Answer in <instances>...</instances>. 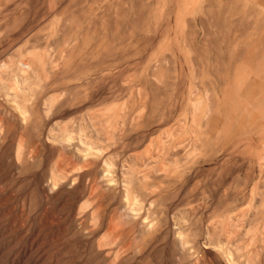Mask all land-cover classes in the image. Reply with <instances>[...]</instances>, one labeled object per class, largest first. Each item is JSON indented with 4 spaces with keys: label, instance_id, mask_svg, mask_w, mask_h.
<instances>
[{
    "label": "rangeland",
    "instance_id": "374dc122",
    "mask_svg": "<svg viewBox=\"0 0 264 264\" xmlns=\"http://www.w3.org/2000/svg\"><path fill=\"white\" fill-rule=\"evenodd\" d=\"M228 1L0 0V264H264V0Z\"/></svg>",
    "mask_w": 264,
    "mask_h": 264
},
{
    "label": "crops",
    "instance_id": "0c3cea01",
    "mask_svg": "<svg viewBox=\"0 0 264 264\" xmlns=\"http://www.w3.org/2000/svg\"><path fill=\"white\" fill-rule=\"evenodd\" d=\"M228 2H230V3H235V4H237V3H241L242 1L240 0H229ZM264 3V2H263Z\"/></svg>",
    "mask_w": 264,
    "mask_h": 264
},
{
    "label": "bare ground",
    "instance_id": "6f19581e",
    "mask_svg": "<svg viewBox=\"0 0 264 264\" xmlns=\"http://www.w3.org/2000/svg\"><path fill=\"white\" fill-rule=\"evenodd\" d=\"M24 65V64H23ZM241 210H242V208H241Z\"/></svg>",
    "mask_w": 264,
    "mask_h": 264
}]
</instances>
